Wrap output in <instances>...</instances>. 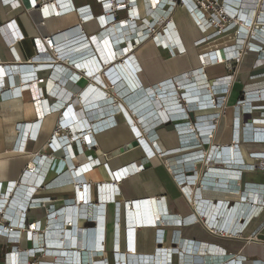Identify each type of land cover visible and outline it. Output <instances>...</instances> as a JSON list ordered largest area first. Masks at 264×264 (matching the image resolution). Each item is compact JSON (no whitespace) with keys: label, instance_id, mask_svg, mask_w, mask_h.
Wrapping results in <instances>:
<instances>
[{"label":"crops","instance_id":"obj_1","mask_svg":"<svg viewBox=\"0 0 264 264\" xmlns=\"http://www.w3.org/2000/svg\"><path fill=\"white\" fill-rule=\"evenodd\" d=\"M10 1L13 0H0V67H5V69L8 67L6 70H9L4 74H2V71L0 72V229H20L21 238L20 243H18L20 248L43 245L49 248H53V246L57 249L67 248L70 236L73 235V228L68 230L70 226L68 224L69 217L73 215V210L77 209L75 215L78 220H80V217L77 212L89 216L90 213L96 212L97 217L100 219V222H98L100 226L90 228V230L94 229L95 232V234L91 233L89 237L91 240L92 235L94 236L93 249H91V246H86L85 250L79 246L77 248L80 253L82 252L87 264L96 260L99 263H105V261H101L105 257L108 258L109 264H112L114 251H118L116 255L124 254L127 264L129 255L133 254L134 251L138 253V256L145 258H149L154 254V256L161 255V260L165 259L164 262H168L167 254L172 255V251H175V255H177V250L180 251L177 248L178 246H181V249L189 250L185 253L180 251L182 255L178 259L189 261L202 258L194 257L193 254H196L194 251H197L198 254H201L200 256H203V252L208 251L205 248L206 246H215L216 253H219L216 247L218 244L225 253L231 251L236 255L246 256L248 259L264 262V203L261 202H264V170L256 171L253 167L247 169L252 163L259 162L256 160V155L260 157L264 155V142L254 141V138L264 137L254 130H264V109L261 111L263 114L256 113L258 115L242 114L241 112L238 114L236 113L238 109H236V112L234 109L239 99L251 95L253 91L264 88V79L240 78L232 82L227 91L220 92L219 90L224 88H217V82L228 79L229 74L227 72L223 73V64L209 65L205 59L202 63L200 57L203 52H206L205 55L208 56L207 51L220 49L227 44L232 45L233 41L230 42L220 35L214 36L212 28L206 22L196 25L186 12L181 13L180 7H175L172 12L167 10L168 13L163 16L164 13L159 10H164L166 4L162 0L160 4H157L155 0H136L135 4L131 5L133 16H128L126 10H119L115 12L114 20L111 19V15L108 18L106 14L113 10L103 11L97 0H70L73 9L70 8L67 11L63 10V7L65 8L63 0H14L16 1L15 5H12ZM152 1L155 5L152 4ZM44 3L47 4V8L42 12L41 7ZM85 5H89L93 18L85 13H82L85 18H81L77 8ZM232 6H238L243 12L244 6H241L238 2ZM60 10H62L61 15L56 16ZM249 11L241 14L244 17L246 16L247 20L252 16V14L249 16ZM150 12L156 17H163L164 23L168 20L172 21L164 26L166 31L162 30V26L158 28V34L162 32V37L158 35L157 38H143V29L148 27L149 22L152 24L156 20L153 15H150ZM256 13L264 18V6L262 9L259 8ZM137 14L139 18L135 17ZM100 17H104V20L99 19ZM182 18H186L189 24L192 25L194 30L192 36L186 35L181 23ZM128 19L131 20L130 22H133V20L136 22V27L132 24V28L136 29L128 31L125 28L123 31L121 29L122 23L129 24ZM9 24H14L21 35L20 38L16 39L13 36ZM117 27H119L118 30H116ZM79 29L83 30L85 39H79L82 36L79 35L82 33ZM261 30L263 33L264 29ZM174 34L178 36L185 48L184 53L171 55L165 46L168 41L167 46L170 44L171 49H174L176 42ZM262 35L264 36V34ZM130 36L137 39L143 38L144 40L142 39L137 45L133 46L134 41H130V44L128 41ZM46 37H51L55 43L64 45V47L58 49L63 50V52L67 51L62 54L61 59L53 58L54 52L47 47L44 40ZM202 37H205L204 42L199 40ZM92 38L95 39V44ZM108 39H110L113 50L117 53H115V60H110V56L107 55L101 58L98 52V50L100 52L105 51V46L109 44ZM197 40L198 44H195ZM125 58L128 59L129 65L126 63ZM208 58L211 57L208 56ZM97 60L103 71L106 72L105 74L93 75L91 71L85 68L84 65L88 64V61L90 63L96 61L97 64ZM230 63H227L228 67ZM44 64H50V67L36 69L37 65L43 66ZM263 64L264 62L259 61L257 65L259 67ZM62 65L77 72H80L83 67L90 74H86L76 83L68 79L65 84H62L58 81L61 78V72L59 68H56V66L60 67ZM76 65L80 67L76 68ZM134 66L138 70H135ZM27 67L37 71L38 77H42L43 82H32L27 87L28 91H24L20 87L23 83L22 78L28 77L31 73L27 72L28 70L25 69ZM72 72L74 71L69 74H72ZM133 72L136 73L140 82V85L135 82L136 87L132 85L136 81ZM130 78L134 80L133 83ZM104 80L114 82V90L108 95L104 94L105 91L101 85ZM177 85H179V88L183 85L181 90L185 97H192L186 98L188 106H191L190 109H185L188 117H178L176 115L175 118L163 122V117L159 113L166 111L168 115V109H176L179 101L182 102ZM94 86L97 88H94ZM213 86L214 91L217 90L214 93L216 96L219 94L226 96L224 106L212 108L200 106V104L207 103L206 100H203V96L212 92ZM14 87L16 88L12 91ZM39 88L42 90V96L38 94ZM16 89L23 91L18 94L15 92ZM134 90L136 91L134 92ZM48 91L51 94H48ZM109 95L114 98V103L107 98ZM198 95L201 97L200 103L197 102V99L199 100ZM194 96L196 100L193 98ZM39 97H41V101L43 98L47 99L50 106L57 108L46 115H38L40 107L36 104V100ZM179 98L181 99L179 100ZM171 99L174 102H167ZM260 99L258 102L263 104L264 98ZM164 101L167 102V105ZM143 102L145 105H142ZM132 105H139L140 108L133 111ZM194 106L197 108L194 109ZM248 107L250 106L246 108ZM66 108L74 112L75 120H73L74 115L71 116L69 112L65 114V117L62 115ZM152 111L158 114L160 121L159 119L156 120L157 116L154 119L146 117ZM218 112L221 115L219 136H209L206 133L209 130H205L203 127H199L200 130L197 133H195L196 131L192 132L194 138H199L198 132L206 138L207 142L199 147L203 149L205 155L203 152L197 151L198 149H195V147H190L189 144L192 143L187 141L189 132L178 131L175 127V124L181 126L187 125V123L194 126L196 121L201 120H205L206 123L204 124L208 125V119L210 120L211 117L216 118L217 116L214 114ZM173 113L178 114L180 111L173 110ZM235 115L240 117L239 122L235 119ZM89 117H92L93 120H90ZM108 117H111L110 121L113 123L106 126L104 124L109 121ZM85 118L88 123H92L96 128V131H94L92 126L90 131L95 137L97 145L91 150H85L84 155L92 154L94 158L102 157L108 166V171L103 165L88 168L84 155L76 159V156H70L71 150L66 147L68 161L71 165L67 170L64 148L53 150L49 147V143L54 137V131L61 119L64 123L61 131L66 133L72 128L71 124H75L77 121H79L77 122L79 124ZM254 119H259V121L254 122ZM31 124L32 128H30ZM243 124L248 125L244 130L242 129ZM81 125L72 131L78 139L81 137L78 133L88 129L85 122L84 128ZM189 128L192 127L189 126ZM86 133L84 132V134ZM147 133L154 136L152 140L160 148L161 153L159 155L147 156L145 154V150L149 152V144L151 143V140L146 137ZM211 133L213 135L216 132L213 130ZM87 135L90 137L89 133ZM137 137L140 140L137 146L108 157L111 151L128 145ZM68 142L70 141L66 143ZM17 144L24 145V149L16 150L15 146ZM72 148L75 150L74 146ZM214 149H218L217 152L220 153L216 157L217 160L225 159V165H238V161H232L233 156L237 158L236 152L238 153V157L246 169L243 170L242 179L244 184H247L246 192L241 194V190H238L240 181L235 177L236 174H230L228 172L230 170L224 169V164L215 163L213 159L209 160V156L216 152ZM189 150H192V152L190 153ZM210 151L211 154L207 157ZM251 153H256V155L252 157L250 156ZM197 155L200 157L203 155L204 165L201 173L192 176L191 180H196L194 181L195 184H186L188 191L192 193V196H190L192 202L189 203L180 191L177 182L174 181L173 174L179 173L181 171L179 168L184 166L194 167V163L200 162ZM36 157L41 159L40 166L34 162ZM73 159L76 160L73 161ZM134 164L137 166L143 165V168L139 171L135 170L128 176H122L119 173L122 167L131 165L134 168ZM34 166H36V170L30 173L31 168ZM76 168L79 170L78 173L75 170ZM71 169L75 176L72 175ZM115 171L118 175L115 174ZM66 172L69 173L67 175H70L68 176L71 179L70 182L60 186L44 188V185L49 182L53 183L56 176L60 174L62 176ZM204 172H206V176H203ZM232 172H235V170H232ZM222 173L227 175L225 176ZM196 177L198 178L196 179ZM80 180L91 184L90 205L83 204L81 206L82 201H76L74 185L78 184ZM200 180L205 183L204 187L201 185L200 191L195 193V188L200 185ZM10 182L12 184L8 189L7 186ZM209 184H216L218 189L208 188ZM109 185H112L113 188L114 186L118 187L114 202L106 200L107 189H110ZM99 187L100 189H98ZM198 194L200 197L196 199L194 195ZM232 197H236L232 208L237 206L241 210L245 206L243 216H240V218L238 216L232 217L228 221L229 223L227 222L228 226L232 224L231 226L235 225L234 227L241 228L243 237L241 240L235 241L240 243L239 246L222 244V241L229 242V240L205 233L198 223H182L185 219L187 221L191 218V216L187 217L188 215L193 212L197 214L198 212L203 221L207 219L206 226L208 220L210 222L215 221L214 228L216 224L223 226L224 220L221 218L223 209L221 207L223 205L228 210V201H232ZM43 198L47 199L44 204L30 205L34 200ZM156 200L160 202L155 203ZM126 201L137 203L147 201L140 214V219L144 220L145 216L147 220L152 216L154 226L136 224L138 221L137 215L131 209L125 208L124 203ZM151 201H153V205H151ZM216 201L219 202L216 203ZM92 206L94 209H98V212L93 211ZM79 207H83V210ZM84 208H87V210L85 211ZM219 208L220 215H215L214 211ZM99 210L101 211L99 212ZM251 212H253L252 215ZM103 214H105V229L103 228ZM125 214L127 224L124 221ZM249 214L251 217L248 220L244 219ZM156 220H159V223L155 222ZM32 221L38 223V230L34 233V239L29 241L25 238L27 228L17 227V223L23 222L26 225ZM77 225L78 229L89 227L86 221L82 220L78 221ZM103 230H105V251L100 254L101 250L99 251L97 248L98 242L99 244L102 242L98 240H101ZM174 230H179L180 233L174 234ZM53 231H55L54 234H59H57V239L56 237L53 238ZM158 231L160 232L159 237L157 235ZM63 233L69 235L63 237ZM216 233L220 234L219 232ZM82 234L80 233V240ZM162 235L163 241L156 242V239H161ZM179 235L182 241L192 240L198 242V246L187 243L188 246L185 247L184 242L178 244L177 241L180 242ZM84 236L86 237L87 234ZM253 237L261 240H250ZM54 240L59 242L60 245L57 242L53 243ZM47 241L49 242L48 246ZM85 245L87 244L85 243ZM155 248L158 249L155 250ZM202 248L203 250L200 251ZM7 249L6 239L3 235H0V261ZM158 251L159 253H157ZM58 255L60 254L57 253L56 256ZM52 257V255L39 257V260H43L42 263L44 264H49ZM235 258H238L237 261L240 263L241 257L236 256ZM115 260L116 263H119L117 258ZM228 264H232V262H228Z\"/></svg>","mask_w":264,"mask_h":264},{"label":"built area","instance_id":"obj_2","mask_svg":"<svg viewBox=\"0 0 264 264\" xmlns=\"http://www.w3.org/2000/svg\"><path fill=\"white\" fill-rule=\"evenodd\" d=\"M4 1H9V0H4ZM103 11H108V10H113L111 11L110 13H106L108 18H110L109 15H111V19L114 20L115 19V12L116 11H119V10H126L128 12V16H133V13H132V10H131V5H134L136 0H97ZM165 1V6L167 7V9L169 10V12H172V10L175 8V7H181L183 9H185L189 14L190 16L192 17L194 23L196 25H200L202 24L203 22H206L210 25V27L212 28L213 32L212 34L215 36V35H221V34H224L226 32H228L230 30V24L232 25V20H234V17L232 15H230L228 12H227V9H226V6H225V0H164ZM12 3V5H15L16 4V1H10ZM34 3V2H32ZM61 5V4H60ZM63 5L65 6V8L63 7V10L64 11H67L68 9L72 8V5H71V1L70 0H63ZM62 7V5H61ZM47 8V4L44 3L41 7L42 9V12H44V10ZM74 11V10H73ZM77 11L79 12V14L81 15V18H84V16H82V13H85L87 15H90L91 18H93V15L91 14V11H90V7L89 5H85V6H81V7H78L77 8ZM162 11V10H161ZM61 15V12L62 10L58 11ZM71 12V11H70ZM150 15H152V12H150ZM135 17L139 18V15H135ZM104 18V17H103ZM240 19V18H238ZM83 20V19H82ZM144 21V19H142ZM128 21L130 22L131 20L128 19ZM169 22H172L171 20H168L166 23H164V19L161 20V22L159 23L157 20H155L154 24L153 25H149V27H146L143 29V35H144V39H147L149 37H153V38H157V35L156 34H153L152 32H154V28L156 26V24L159 25H162L164 24L167 25ZM235 22V21H234ZM135 27H136V22L133 20L132 22ZM10 25V28L12 30V33H13V36L17 39V38H20L21 35L20 33L16 30L14 24H9ZM164 26H163V30L166 31L164 29ZM234 27H235V24H234ZM82 33H80L79 35H82L81 38L79 39H85V35H84V32L83 30L79 29ZM176 31V30H175ZM177 32V31H176ZM165 33V32H164ZM175 33V32H174ZM234 33L236 34V37L238 38H242L243 35L240 34V32H238L237 30L234 31ZM162 37L163 34L161 33L160 34ZM175 36V39H176V42H175V46H174V49H171L170 46H167L168 47V50L170 51V54L173 55L175 53H184L185 52V48L183 47L182 43L180 42L179 38H176L177 35H174ZM209 36V35H208ZM91 37V36H90ZM143 38H139L137 39L136 37L132 38V36H130L129 38V43L130 41H134V44L133 46L137 45ZM236 38V39H237ZM249 39L246 40V43L248 45H246L248 48L250 47L249 44L250 43H254L256 44V46H258V48L256 49V52L259 53L260 56H264V41L263 40H260V37L256 36L255 35L252 37L249 35L248 37ZM254 38H256V40H253ZM259 38V40L257 39ZM143 39V40H144ZM45 43L47 45V47L52 50L54 52L53 54V58L54 59H61L62 54L67 52L66 50L63 52V50H58L60 49L61 47H64V45H61V44H58V43H55V41L53 40V38L51 37H46L45 39ZM199 40L201 41H205V37H202L200 38ZM256 41L258 43H256ZM114 42V41H113ZM198 44V43H197ZM234 44V43H233ZM232 44V45H233ZM227 45H230V44H227ZM227 45H224L225 48L227 47ZM112 45H109L107 44V48L106 49V55L108 56V54H113L114 56V50L113 48L111 47ZM222 46V47H224ZM221 47V48H222ZM131 48V47H130ZM214 49V50H210V51H207V53H211V52H216V54L219 56L220 52L222 49ZM250 50V49H249ZM239 52V56H240V51ZM206 54V52H203L200 57L202 58V56ZM237 55V56H238ZM83 56V55H82ZM236 56V57H237ZM238 56V57H239ZM234 58L232 60H238L237 58ZM126 60L125 61H128L127 58H125ZM205 59L208 60V64L209 65H216L217 62L216 61H219L214 59L212 60L211 58H208L207 55H205ZM259 59H264V58H259ZM115 60V59H114ZM228 60H231V59H223L220 61V63H227ZM231 60V61H232ZM202 63H203V60H201ZM219 63V64H220ZM85 68H87L88 71H91V74L93 75H98L100 73H106L103 71L102 67L100 66V63L97 61V64H96V61L95 63H90L88 61V64H85L84 65ZM50 67V64H44L43 66H39L37 65L36 69H45V68H48ZM80 66L79 65H76V68H79ZM8 67H6L7 69ZM56 68H59L60 69V72H61V78L58 80L60 81V83L62 84H65V82L68 81V79L72 80L73 82H78L80 79H82L83 77H85V75L87 74H90V73H87L88 71L86 69H84L82 67L81 71L80 72H77L76 70H72V68H68L66 67L65 65H62V66H56ZM135 70H138V68L136 69V66H134ZM5 67H0V72L2 71V74H4L5 72H8L9 70H6ZM26 70H28L27 72H31L30 75L28 77H25V78H22V85L20 86L24 91H28L27 87L30 83L32 82H37V83H41L43 82V78H39L38 75H37V71H33L32 68H25ZM108 70V69H107ZM106 70V71H107ZM71 71H74L72 72V74H69ZM67 74V75H66ZM133 75L134 77L136 78V80L138 81L139 85H140V82L138 80V77L136 76V73L133 72ZM76 76V78L74 79V77ZM65 77V78H64ZM64 78V80H63ZM228 79H231V81L227 82V84L225 83V86L224 84L218 86L217 88H220V87H223L224 89L222 90H219L220 92H223V91H227L230 87V84L232 83V76L231 75H228L227 76ZM104 83L105 85H102L103 86V89L104 91L106 92L105 95H108L110 94V92L112 90H114V82L112 81H107V80H104ZM173 86V84H171ZM179 85H177V88ZM183 86V85H182ZM181 86V87H182ZM140 87V86H139ZM174 87V86H173ZM26 88V89H25ZM141 88V87H140ZM214 86H213V90L212 92H210L209 94H205V96H203V100H206L207 104L209 106H207L208 108H212V107H222L226 101V96L224 94H219V95H215V91H214ZM20 90V89H19ZM22 90V91H23ZM22 91H18L16 89L15 92H17L18 94H21ZM217 91V90H216ZM185 92V91H184ZM260 92V91H259ZM9 93V92H8ZM38 94L39 96H42V90L39 88L38 89ZM48 94H51L50 91H48ZM166 94V93H165ZM183 91L180 93L181 95V98H182V102L179 101L178 105H179V110L180 113L179 115H177L178 117L179 116H187L188 117V114L187 112L185 111V109H190V105L188 106V102L186 99H184L183 97ZM259 96H244L242 99H239L237 101V104L235 105V111H237L236 109H238L239 111V108H240V112L242 114H251L253 111H257V110H262L264 109V105L263 104H256L258 101H260L261 99L258 98ZM107 98H109V100L113 101L114 103V98H112V96H108ZM179 98V100L181 99ZM67 100V99H66ZM184 100V102H183ZM256 102V103H255ZM194 103V102H192ZM36 104L39 105V109H38V115H46L48 113H50V111H53L55 110L57 107H54V106H50L48 104V101L47 99H42L41 101V97H39L37 100H36ZM184 104V105H183ZM177 105V107H178ZM182 106V107H181ZM245 106H250V109H245ZM175 107H176V103H175ZM176 107V108H177ZM194 109L197 108V107H193ZM178 109V108H177ZM245 111H248V112H245ZM68 112L72 115H74L73 117V120L76 119L75 117V114L72 110H70L69 108H66L64 110V117L66 116L65 114H68ZM160 114V113H159ZM158 114L155 112L153 113V111L148 114L146 117L149 118V119H154ZM161 115V114H160ZM216 115L217 117L216 118H212L210 119L211 122L207 121L209 124L208 125H205L204 123H206L205 120H201V121H196V123H194L195 125L191 126L190 124L187 123V125H181V126H178L175 124V127L178 131H185V132H189V134H187V141L189 143H192V144H189L190 147H195V149H198L197 151H201L204 153L205 155V152L202 151L203 149L199 148V147H202L206 142V138L203 137L201 135L200 132H198V135H200V141H197L195 142V140H197V137L194 138V136L192 135V132H195L197 133V131H199V127H203L204 129L208 130L209 129V132H206L208 133V135L212 136V131L215 129L216 127V124L215 122L217 121V119L219 118L220 116V113H216L214 114ZM158 117V116H157ZM90 120H93L92 117H89ZM110 118L111 117H108L107 119L109 120L107 123H105L104 125H109V124H112L113 122L110 121ZM159 117L156 119L158 120ZM235 119L240 120V117L239 116H236L235 115ZM255 120V119H254ZM262 120V119H260ZM160 121V119H159ZM158 121V122H159ZM163 122H167L166 120H163ZM84 122L86 123V126L88 127V129L86 130H82L78 133L79 136H81L79 139L76 138L75 136V133H73L71 130L70 131H66V133H62L61 131V127L63 126V120L61 119L59 122H58V125L54 131V137H52V141L49 143V147H51L53 150H55L56 148H59V149H63L65 150L66 152V161L67 163L69 164L70 166V163L68 161V152L66 150V147H68L71 151V147L72 145L74 144V142L76 143L77 145V153H70V156H76V159H79L80 156H83L85 154V150H91L94 146L97 145V141L95 139V137L93 136L92 132L90 131L91 130V127L93 126L92 123H88L87 119L85 118L83 120V122L80 121V123H83L84 125ZM199 122V123H198ZM202 123V124H201ZM201 124V125H200ZM82 125V128H84V126ZM192 127V128H189ZM244 127L248 126L247 124H244L243 125ZM245 127V128H246ZM30 128H32V124L30 125ZM133 129V128H132ZM238 129V128H237ZM264 129V128H263ZM93 130L96 131V128L95 126H93ZM256 132H258V134H262L264 136V130L262 131H259V130H256L254 129ZM253 130V131H254ZM84 132H87L86 134H84ZM263 132V133H262ZM89 133L90 137L87 135ZM83 134V136H82ZM149 134V133H148ZM27 137V136H26ZM25 137V138H26ZM150 139L151 140V143L149 144V152L145 150V154L147 156H156V155H159L161 152H160V148H158L156 146V142H154L152 140V138L154 136L152 135H149ZM191 137V138H189ZM193 138V139H192ZM202 138H204L205 140H203ZM199 139V138H198ZM27 140V139H26ZM137 141L140 142L139 140V137L136 138ZM67 141H70L68 143H66ZM182 142V140H180ZM245 141V140H244ZM254 141L256 142H264V137H258V138H254ZM19 143V142H18ZM200 143V144H199ZM140 145V144H139ZM236 145V144H235ZM24 149V145L23 146H20L19 144H17L15 146V149L18 150V149ZM236 148V147H235ZM194 149V150H195ZM214 150H218V149H214ZM222 150V149H221ZM190 153L192 152V150H189ZM211 154V151L208 152L207 154V157L208 155ZM256 155V153H251L250 156L254 157ZM264 155H262V157L260 156H257L256 155V158L258 159L259 161V165H261V168L264 170ZM44 157V156H43ZM86 161H87V164H88V168H91V167H94V166H98V165H103L105 167V169L108 171V166L107 164L105 163V161L103 160V158H94L92 154H86L84 155ZM206 157V158H207ZM45 158V157H44ZM203 155H201V157L199 159H203ZM75 159V160H76ZM210 159H213L212 157L209 158ZM73 159V161H75ZM196 160V159H195ZM207 160V161H209ZM216 160H214L215 162ZM221 161V160H220ZM34 162L36 165L40 166V162H41V159L40 157H36L34 158ZM222 164H224V162H220ZM243 162H239L238 165H235L234 167L235 168H239V170H235V172H233L235 175L236 178H238V180L240 181V176L241 173L240 171L243 172L242 170V167H245L242 165ZM225 165V164H224ZM194 166H195V163H194ZM248 167H253V169L256 167V163H252L251 166H248ZM143 168V165H135L134 164V168H132L131 165H129L128 167L127 166H124L122 167V170L119 171V173H121L122 176H128L130 173H133L135 172V170L139 171ZM36 170V166H34L33 168H31V172L30 173H33V171ZM72 170V169H71ZM75 170H77V173L79 172L78 168H76ZM179 170H181L179 173H174L173 174V178H174V181L177 182V184L179 185L180 187V191H182V194L185 195L186 199L188 200L189 203L192 202V199L190 198V196H192V193L191 191H188L187 189V183H192L193 185L195 184L194 181L196 180H191L192 179V176L196 175V173L194 174L193 173V166H184L183 168H179ZM69 174L68 172H66V174H63L62 176L58 175L56 176L52 181L53 183H48L46 185H44V188H47L49 186H60V185H64V184H67L68 182L71 181V179L68 178V176L70 175H67ZM115 174L117 175V172L115 171ZM72 175L74 176L73 174V170H72ZM206 176V172H204L203 176ZM197 176V175H196ZM198 177H196L197 179ZM12 183H8V186L7 188L9 189L10 185ZM199 184L197 186V188H195V193H198L201 189V187L203 186L204 187V184L201 180L199 181ZM202 185V186H201ZM108 187H110V189H107V197H106V200L108 202L112 201L114 202V196L115 194L118 193V187L117 186H113L112 185H109ZM115 188H117L115 190ZM208 188H211V189H216V184H213V185H208ZM0 189H1V183H0ZM7 189V190H8ZM100 189V187L98 188ZM74 190H75V198H76V201L78 200H81L82 203H81V206H83V204L85 205H90L91 203V198H90V191H91V184L90 183H86V182H82L80 180V182L76 185H74ZM87 190H88V193H87ZM239 190V188H238ZM88 196V197H87ZM194 197L197 199L199 198L200 196L199 195H194ZM47 199L43 198V199H38V200H34L30 205H40L41 203L44 204L46 202ZM146 200V199H145ZM88 201V202H86ZM230 201V200H229ZM228 201V202H229ZM160 201L159 200H156L155 203H159ZM219 202V201H216V203ZM262 203H264L263 201H261ZM136 202L135 201H126L124 203V206L125 208H129L130 205L132 204H135ZM235 204V201L231 202V204L229 205V208H232V206ZM152 205H153V201H152ZM93 207V206H92ZM79 209H82L83 210V207H79ZM78 209V210H79ZM85 211L87 210V208H84ZM258 209V208H257ZM93 211H97L98 212V209H92ZM197 210V209H196ZM0 211H1V208H0ZM77 209L74 211L73 210V215H75ZM101 210H99L100 212ZM78 213V216L80 217V220L77 219V222L76 224L78 223V221H95L96 220V217H97V214L96 212H93L92 216H89V215H81V214H84V213H80V212H77ZM88 214V213H87ZM96 214V216H95ZM103 216V222H104V229H105V214L102 215ZM191 216V218H189V220L182 222V223H186V224H194V223H199L201 224L205 229L206 231H208L210 234H213V235H216V236H220V237H233L234 234H227V235H220L218 233H215L211 230V228H208L206 226V220L203 222V218L201 215H199V213L197 212V214H195L194 212L191 213L190 215H188L187 217ZM151 220L150 222H147L146 224L144 225H152L153 222V217L150 216L149 217ZM148 218V219H149ZM186 218V217H185ZM67 222V221H65ZM68 224H70V222H68ZM78 226V225H77ZM17 227H22V228H27V231L25 233V238L29 241H32L34 239V233L37 232L38 230V223L36 221H32V222H28L26 225H24L23 222H21L20 224L17 223ZM97 225H96V222H94V225L93 226H89V227H84V228H79L78 231H77V238H79L76 242L75 245L72 244V246H68L67 248H63L64 251L65 250H71V249H75V248H71V247H76L77 244L79 245V243H81L82 247H84L83 245L86 243L87 244V247L91 246V249H93L94 246H92V243H93V238L94 236L92 235V238L90 240V234L91 233H94V229L93 230H90V228H96ZM78 228V227H77ZM8 229H0V235H3L5 238H6V242H7V247L8 249L3 253V256H2V260L0 261V264H44L42 262H44L43 260H39V257H45V256H50L52 255V260L54 259V257H57L53 251L54 250H58L55 246H53V248H49V247H45V245L43 246H31V247H28V248H20L18 243H20V238H21V235H20V229H15V230H8ZM68 230H72V225L69 226ZM87 231V236L85 237L84 236V231ZM82 231V236H81V240H80V233ZM174 234L176 233H180L179 230H174L173 232ZM242 233L239 232V234ZM159 234L160 232L158 231L157 232V235L159 237ZM85 237V238H84ZM179 238L181 239L180 235H179ZM101 239V244H98L101 245V251L99 253H103L105 251V230H103V233H102V237L100 238ZM163 235H162V238L159 239L157 238L156 239V242H162L163 240ZM241 239V238H240ZM250 240H253V241H260L258 238L256 237H253L251 238ZM70 241V240H69ZM81 241V242H80ZM176 241V240H175ZM184 242V241H183ZM70 243V242H69ZM189 244V245H197L198 246V242H194V241H186V244ZM49 245V242L47 241V246ZM215 245V244H214ZM175 247V246H174ZM216 247L218 248V245H216ZM96 248V247H95ZM178 248V247H177ZM88 250H91L90 248H87ZM158 249V248H156ZM155 249V250H156ZM179 249V248H178ZM219 250V249H218ZM178 251V250H177ZM220 251V250H219ZM180 252V251H179ZM224 253V251H222ZM116 253H118V251H114V257H113V262L112 264H116ZM211 253V252H210ZM55 254V255H54ZM175 254V251H172V255ZM172 255H168V259H169V262H171V256ZM211 255V254H210ZM60 256V255H58ZM61 257H63L61 255ZM238 257H241V262L243 263V261L245 260V257L244 256H238ZM115 260V261H114ZM98 261V260H97ZM101 261H105L106 264H109V261H108V258L105 257L103 259H101ZM254 261V264H264V262H260L258 260H253ZM52 262V261H51ZM51 262H49V264H51ZM103 263V262H102ZM240 263V264H242ZM46 264V263H45ZM48 264V263H47Z\"/></svg>","mask_w":264,"mask_h":264},{"label":"bare ground","instance_id":"obj_3","mask_svg":"<svg viewBox=\"0 0 264 264\" xmlns=\"http://www.w3.org/2000/svg\"><path fill=\"white\" fill-rule=\"evenodd\" d=\"M156 2H157V4H160V2H161V0H155ZM164 3H165V1L164 0H162ZM152 4H154L153 3V1H152ZM234 4H237V0H225V6H226V9H227V12L230 14V15H232L233 17H234V21H235V27H234V29L235 30H237L238 32H240V34L241 35H243V37L242 38H239V40H238V42L239 41H244V43H245V41L247 40V38L249 37V35L251 34V33H254V32H251L250 33V31H249V28H248V24H246V23H249V20H247V18H245L244 17V15H241L243 12H241V10H240V8H238V6L237 7H233L232 5H234ZM155 5V4H154ZM241 6H242V4H241ZM159 9V8H158ZM167 7H165L164 8V10H162V12L164 13V15L163 16H165L168 12H167ZM159 11H161V9L159 10ZM248 11V10H247ZM162 12H160V13H162ZM252 12L253 11H249V15H251L252 14ZM247 13V12H246ZM152 15L154 16V19H158L157 21L160 23L161 22V20H163L164 18L163 17H156V15H154L153 13H152ZM88 16H90V15H88ZM261 15L259 14V13H256V21H261L262 20V18L260 17ZM85 18V17H84ZM238 18H240V19H238ZM99 19H101V20H104V18H99ZM132 22H129V24H125V23H122V27H121V29L124 31L125 30V28L126 29H128V31H130L131 29L133 30V26H132ZM154 23H148L147 25H148V27H149V25H153ZM118 28L119 27H117V29L116 30H118ZM124 28V29H123ZM258 28V27H257ZM121 30V31H122ZM259 31V33L260 34H262V30L261 29H258ZM116 34V33H115ZM174 35H176V34H174ZM166 36V35H165ZM167 37V36H166ZM114 38V37H113ZM168 38V37H167ZM175 38V37H174ZM176 38H178V36H176ZM169 39V38H168ZM167 39V40H168ZM95 39L94 38H92V41H93V43L95 44V41H94ZM160 41H161V39H160ZM201 41V40H200ZM105 42V41H104ZM108 42H109V44L111 45V43H110V39H108ZM162 42V41H161ZM238 42H236V43H234L233 45H229L228 47H224V48H222V50H221V52H220V54H219V56L216 54V52L214 51V52H211V53H209V55L208 56H210L211 57V59L212 60H214V59H216V60H218L219 59V61H216L217 62V64H219L220 63V61L221 60H223V59H234L238 54H239V47H238ZM164 43V42H163ZM167 43H168V41H167ZM167 43L165 44V46L167 47ZM130 44V43H129ZM105 45V44H104ZM169 46H170V44H168ZM249 46L250 47H252V49H250V51H253V52H256V49L258 48V46H256V44H253V43H250L249 44ZM112 47V46H111ZM105 48H107L106 46H105ZM113 48V47H112ZM168 48V47H167ZM98 49V48H97ZM105 51H106V49H105ZM100 52V50H98V52H99V54H100V57L102 58V57H105L106 56V52ZM116 52H114V56H111L110 54H108V56H110V60H112V59H115V55L117 54H115ZM113 55V54H112ZM119 56V55H118ZM207 56V57H208ZM239 56V55H238ZM237 56V57H238ZM236 57V58H237ZM100 59V58H99ZM107 59V58H106ZM203 59H205V54L202 56V60ZM133 61H134V59H132ZM205 60H207V59H205ZM231 60H228L227 61V63H229V62H231ZM98 61V60H97ZM208 61V60H207ZM71 62H73V61H71ZM135 62V61H134ZM126 63H128L127 61H126ZM134 64V63H133ZM128 65H129V63H128ZM101 66V65H100ZM102 67V66H101ZM121 67V66H120ZM124 67V66H123ZM60 70V69H59ZM121 70H122V68H121ZM128 75V74H127ZM124 76V75H123ZM95 80L97 81V79L95 78ZM130 81H132V83H133V79H131L130 78ZM229 81H231V79H226V80H221V81H218L217 82V86H220V85H222V84H224V86H225V83L227 84V82H229ZM138 83V81L136 80V81H134V84H132V85H134L135 87H136V83ZM101 84V83H100ZM139 84V83H138ZM101 85H104V83H102ZM94 88H97L96 86H94ZM220 88H223V87H220ZM135 91V90H134ZM106 92H104V94H105ZM258 96H261V97H264V91H262V92H260L259 94H257ZM263 95V96H262ZM181 96V95H180ZM183 96H184V94H183ZM199 96V95H198ZM196 97H197V95H196ZM184 99H186V98H192V97H183ZM194 99H195V96L193 97ZM187 100V99H186ZM196 100V99H195ZM200 101H201V97L199 96V100L197 99V102H199L200 103ZM167 102H174V100L173 99H171V101H168L167 100ZM167 102L166 101H164V103L167 105ZM188 102V101H187ZM92 104H94V103H92ZM141 105V104H140ZM142 105H145V103L143 102L142 103ZM165 105V106H166ZM200 106H209L207 103L206 104H200ZM140 108V106L138 105V106H133L132 105V110L133 111H135L136 109H139ZM245 109H250V107H248V108H246V106H245ZM151 110V109H150ZM173 110H175V111H178L179 110V107H178V109L176 108V109H168L167 111H168V115L166 114L167 112L165 111H163V112H160V114H161V117H163L162 119L163 120H170V119H173V118H175L176 117V115H179V113L178 114H175V113H173ZM140 117V116H139ZM212 118H215V117H211L210 119H212ZM143 119V118H142ZM142 121V120H141ZM210 120L208 119V122H209ZM77 122H79V121H77ZM75 123V124H71L70 126L72 127V128H70V130L71 131H73L75 128H79L80 127V125H81V123ZM63 126H64V123H63ZM82 126V125H81ZM206 130V129H205ZM209 130V129H208ZM209 132V131H208ZM210 136V135H209ZM204 137V136H203ZM145 144V143H144ZM145 146V145H144ZM156 146H157V144H156ZM158 148H159V146H157ZM71 149H72V147H71ZM148 151V150H147ZM72 153H73V150L71 151ZM214 154V155H213ZM213 154H211V156H209V157H212L213 158V160H217L218 158H216L218 155H220V153L218 154V152L216 151L215 153H213ZM233 154V153H232ZM198 156V155H197ZM73 157H75V155L73 156ZM236 157L237 158H234V156H233V158H232V161L233 162H241V160L239 159V157H238V153L236 152ZM198 158V157H197ZM200 160V159H199ZM198 160V161H199ZM221 160V162L223 161L224 163L226 162V160L225 159H220ZM226 164V163H225ZM73 174H74V176H75V173L73 172ZM77 174V173H76ZM223 174V173H222ZM118 175V174H117ZM223 175H225V174H223ZM227 175V174H226ZM225 175V176H226ZM74 179H77V178H74ZM212 184V183H211ZM199 195V194H198ZM249 198V197H248ZM247 200V199H246ZM252 200V199H251ZM256 200V199H255ZM248 201V200H247ZM147 201H144V202H136L135 204H131L130 205V207H129V209H131L132 211H133V213L135 214V215H137L136 217L138 218V221H137V223L136 224H139V225H141V224H146L147 222H150V219H148L147 218V220L145 219L146 217L144 216V220H141L140 219V214H141V212H142V210H143V208L145 207V203H146ZM152 202V201H151ZM221 204V203H220ZM140 205H141V207H140ZM152 205V204H151ZM230 204H229V202H228V206H229ZM221 206V205H220ZM222 209H223V212H222V214H221V218H222V220H224V224H223V226H219V225H217L216 224V226H215V228H214V222H210V220H208L207 221V226H208V228L209 227H211L212 229V231L213 232H219L220 233V235H224V234H239V230H240V232L242 231L241 230V228H237V226L236 227H234V226H231L232 224H230L229 226L227 225V222L229 221V220H231L232 219V217H239L240 218V216H243V211L245 210L244 208H245V206H243L242 208H241V210H239L238 208H237V206L236 207H233V208H228V210L226 209V207L225 206H223L222 205V207H221ZM135 209V210H134ZM246 212V211H245ZM158 213V212H157ZM160 213V212H159ZM214 213H215V215H220V213H221V211H220V208L219 209H216V211H214ZM252 213L253 212H251V215H252ZM92 214H93V212L92 213H90V216H92ZM82 216H83V214H81ZM86 215V214H85ZM247 215V214H246ZM251 215L249 214V216H246L244 219H246V220H248L249 219V217H251ZM98 216V215H97ZM163 216V215H162ZM136 217H135V219H136ZM213 217V216H212ZM70 219H69V222H70V225H72V228H73V231H72V234L73 235H71L70 236V243H69V246L71 245L72 246V244L73 245H75L76 244V242H77V240H76V238H77V230H78V228H77V224H76V222H77V216L75 215V216H71V217H69ZM166 219V218H165ZM209 219V218H208ZM213 219V218H212ZM100 219L98 218V217H96V225L97 226H100V225H98V222H100L99 221ZM207 220V219H206ZM245 220V221H246ZM159 220H156L155 222H158ZM163 221H165L164 219H163ZM205 221V220H204ZM203 221V222H204ZM153 222V224H152V226H154V220L152 221ZM159 223V222H158ZM168 223V222H167ZM229 223V222H228ZM217 230V231H216ZM219 230H221V231H219ZM54 232L55 231H53V238L55 237L54 236ZM82 233V232H81ZM58 234V233H57ZM57 234H55L56 236H57ZM85 234H87L86 233V231L84 232V235ZM59 235V234H58ZM69 234L67 233H63V237L64 236H68ZM100 235V234H99ZM82 236V235H81ZM102 236V235H101ZM85 238V237H84ZM99 238V237H98ZM6 239V238H5ZM56 239H57V237H56ZM98 241H101V240H98ZM57 241H55L54 240V242L53 243H56ZM65 242V241H64ZM81 242V241H80ZM97 242V241H96ZM177 243L178 244H183V241L180 239V242H178L177 241ZM57 244H59L60 245V243L59 242H57ZM56 244V245H57ZM64 244V243H63ZM67 246V245H66ZM82 248L83 250H85L86 249V246L87 245H83L84 247H82V245H81V243H79V245L77 244V246L76 247H73V248H75V249H71V251H70V254L68 255V254H65L63 257H60V256H57V257H54V259L52 260V264H84V262L86 263V261L84 260V258H83V256H82V252L80 253V251L79 250H77V248ZM186 246H188V244H185V247ZM215 247V246H214ZM214 247L213 246H206L205 248L206 249H208V251L209 252H211V253H213L214 255H211L212 256V259H210V261H211V263L210 264H218L219 262H222L225 258H227V257H231V256H228V254H226L225 252L223 253H221V252H219V253H216V251H215V249H214ZM72 248V247H71ZM97 250H101V246H99V244H98V248H97ZM203 250V248L200 250V251H202ZM63 251V249H58V250H54L53 252L55 253V254H57V253H60V252H62ZM68 250H65V251H63V252H67ZM69 252V251H68ZM129 252H133V251H129ZM91 253V252H90ZM157 253H159V251L157 252ZM163 253H165V252H163ZM167 253V252H166ZM216 253V254H215ZM92 254V253H91ZM162 254V253H161ZM169 254V253H168ZM168 254H167V256H168ZM89 256H90V254H88ZM155 255V254H154ZM154 255H151L149 258H145V257H143V256H138V253L137 252H133V254L131 253L130 255H129V260H128V264H171V262H169V259H168V262H164V260H161V255H157V256H154ZM164 255V254H163ZM171 255V254H170ZM182 255V253L181 252H179V251H177V256H181ZM56 256V255H55ZM87 257V256H86ZM116 258H117V260H118V264H127V259H126V257H125V255L124 254H118V255H116ZM198 259V258H197ZM196 259V260H197ZM62 261V262H61ZM198 261H200L201 262V260H198ZM208 259L206 260V259H203V263L201 262V263H199V262H197V263H195V264H208ZM187 261H183L182 262V264H185ZM89 264H106V263H99L97 260L96 261H94V262H92L91 261V263H89ZM117 264V263H116Z\"/></svg>","mask_w":264,"mask_h":264},{"label":"rangeland","instance_id":"obj_4","mask_svg":"<svg viewBox=\"0 0 264 264\" xmlns=\"http://www.w3.org/2000/svg\"><path fill=\"white\" fill-rule=\"evenodd\" d=\"M237 2L239 4H242L244 6L243 13H246L247 10L248 11L249 10L253 11L252 12V16L249 15V16H251L249 23H246V24H248V28H249L250 33L251 32H254V33H251L250 36H252V37L254 35H255V37L258 36V37H260V40H263L264 41V36L262 35V34H264V32L262 34L258 33V31H259L258 29H264V18H262L261 21H256V11H259V8H261V9L263 8V6H264V0H238ZM180 9H181L180 11H181L182 14L186 12L189 15V17H191L190 14L185 9H183L181 7H180ZM191 19H192V17H191ZM232 21H233L232 22V25L230 24V27H229L230 30L228 32L224 33L223 35H220V36L221 37L223 36L228 41H230V42L233 41V43H235V42H238V38L236 37V34L234 33V31H235V29H234L235 22H234V20H232ZM181 23L183 25V29H184L186 35L187 36H192L194 34V30H193L192 25L189 24L188 20L186 18H182L181 19ZM161 26L163 28L164 24L159 25V26H158V24H156V26L154 28V32H152V33L153 34H156L157 36L158 35L161 36L160 34L162 32L158 34V28L161 27ZM134 29H136V28H133V30ZM247 39H249V38H247ZM257 39L259 40V38H257ZM253 40H256V38H254ZM197 42H198V40L195 41V44H197ZM256 43H258V42L256 41ZM246 45H248L246 43V41H245V43H244V41H239L238 42L240 56L237 58L238 60H232L229 67L227 66V63H221V64H223V73L224 72H227L229 75H231L232 76V82H234L236 80H239L240 78H242V79L243 78H246V79H252L253 78V79H256V80L264 79V64H263V66H259V67L257 65L259 61L264 62V59H259V58H264V56H260L259 53H257V52L253 54L249 50V49H252V47H249L248 48ZM181 89H182V87L178 88V92L179 93L182 92ZM263 90H264V88H262V89H260L258 91H253V92H251V95H247V96H257V94L259 93V91H263ZM215 92H217V91H215ZM258 98L260 99V98H264V97L259 96ZM183 102H184V100H183ZM256 104H262V103L261 102H257ZM263 105H264V103H263ZM234 109H235V106H234ZM261 111L262 110L253 111L251 114L258 115L259 113L260 114L262 113ZM236 113L239 114L240 113V110L237 111ZM256 113H258V114H256ZM220 119H221V115L219 116V118L215 122L216 127H215L214 130H215L216 133L215 134L213 133V135H212L213 137L219 136L218 130H219L220 123H221L220 122ZM256 121H259V119L258 120H254V122H256ZM245 127L242 126V129L244 130ZM147 136H148V139H150L148 133H147ZM202 139L204 140V138H202ZM243 140H245V139H243ZM197 141H200V135H199V139L197 138V140H195V142H197ZM199 158H200V156L197 159H199ZM256 160H258V159H256ZM220 162H221L220 160H216L215 161V163H218V164ZM203 165H204L203 164V161H202V159H200V162L199 163L197 162L195 164V166L193 167V173L194 174L195 173L196 174L201 173L202 172L201 170L203 169ZM247 169H251V167H247ZM261 169L262 168H261V165H259V162H256V167L254 168V170L258 171V170H261ZM242 170H246L245 167H242ZM216 189H218V188H216ZM229 191L232 192V190H229ZM235 198L236 197H232L231 198L233 202L235 201ZM125 217H126V214H125ZM126 221H127V219H126ZM198 225H199V227L202 228V230L205 233L210 234L208 231H206V229L201 224L198 223ZM54 236L57 237L55 234H54ZM213 236H215L217 238H220V239H228L229 242L228 241H222L221 242L224 245H235V246H239L240 243L235 242V241L241 240L240 238L243 237V232L240 233V234H234L233 237H220V236L218 237L216 235H213ZM184 244H186V241L185 240H184ZM218 246H219L218 249L220 250L219 252L222 253V249H221V247H220L219 244H218ZM178 248H179L180 251H183L184 253H185V251H189V250L181 249V246H178ZM68 251L66 253L62 251V252H60L58 254L63 255V256L65 254H68L69 255L71 250H68ZM194 252L196 253V254H193L194 257L195 256L196 257H202V258H198L197 260H201V262L203 263V259H206L207 260V257H208V260H209L208 261V264L211 263L210 258L212 257L211 255H214L213 253H210L209 251H206V252H203L204 253L203 256H200L201 254H198L197 251H194ZM187 254H189V253H187ZM226 254H228V256H231V257L230 258L229 257L225 258L222 262H219L218 264H228V262H232V264H240V263H242L241 261H240V263L237 261L238 258H235L234 259V257L240 256V255H236V253H232L231 251H228ZM244 257H245V260L243 261L242 264H254V261L253 260H256V259H251V258L248 259L246 256H244ZM178 258H180V256H177V255L173 254L171 256V264H182L183 261H180V259H178ZM197 260L196 259L195 260L191 259V260L187 261L185 264H195L197 262L201 263L200 261H197ZM84 264H87V263L84 262Z\"/></svg>","mask_w":264,"mask_h":264},{"label":"water","instance_id":"obj_5","mask_svg":"<svg viewBox=\"0 0 264 264\" xmlns=\"http://www.w3.org/2000/svg\"><path fill=\"white\" fill-rule=\"evenodd\" d=\"M58 14H60V13H57L56 14V16L58 15ZM140 88V87H139ZM138 88V89H139ZM137 89V90H138ZM136 91V90H135ZM134 91V92H135ZM133 93V92H132ZM191 114V113H190ZM192 115V114H191ZM172 126V125H171ZM138 145V141L136 140V139H133V141H131V143H129L128 145H126V146H124V147H121V148H119V149H116V150H113V151H111V153H109V156L108 157H110V156H114V155H117V154H119V153H121V152H123V151H125L126 149H128V148H131V147H134V146H137ZM224 169H226L227 171L228 170H230V171H228V172H230V174H233V172L231 173V171L232 170H239V168L237 167V168H235L234 167V165H224ZM243 173L244 172H242L241 173V175H240V184H239V189L241 190L240 192H241V194H243L244 192H246L247 191V184H244V181L242 180L243 179ZM246 185V186H245ZM231 202L232 201H229V204H231ZM228 208H229V206H228ZM230 209V208H229ZM86 223L89 225V226H93L94 225V222L93 221H86ZM259 240H261L260 238H258ZM263 239H264V237H263Z\"/></svg>","mask_w":264,"mask_h":264},{"label":"clouds","instance_id":"obj_6","mask_svg":"<svg viewBox=\"0 0 264 264\" xmlns=\"http://www.w3.org/2000/svg\"><path fill=\"white\" fill-rule=\"evenodd\" d=\"M15 88H16V87L12 88V91H13ZM63 113H64V111H63ZM63 113H62V115H63ZM146 137L148 138L147 135H146ZM73 146L75 147V150H73V148H72L73 153H77V145H76L75 142H74ZM73 146H72V147H73ZM63 152H64V151H63ZM74 155H75V154H74ZM64 156H65V154H64ZM65 160H66V156H65ZM66 163H67V161H66ZM67 166H68L67 170H69V168L71 167V165L69 166V164L67 163ZM125 224H127L126 217H125Z\"/></svg>","mask_w":264,"mask_h":264}]
</instances>
